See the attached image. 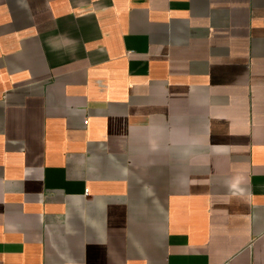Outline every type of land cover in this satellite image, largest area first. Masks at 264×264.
<instances>
[{
    "label": "crops",
    "instance_id": "0c3cea01",
    "mask_svg": "<svg viewBox=\"0 0 264 264\" xmlns=\"http://www.w3.org/2000/svg\"><path fill=\"white\" fill-rule=\"evenodd\" d=\"M0 264H264V0H0Z\"/></svg>",
    "mask_w": 264,
    "mask_h": 264
},
{
    "label": "built area",
    "instance_id": "2783aa9c",
    "mask_svg": "<svg viewBox=\"0 0 264 264\" xmlns=\"http://www.w3.org/2000/svg\"><path fill=\"white\" fill-rule=\"evenodd\" d=\"M87 192V189H85V193Z\"/></svg>",
    "mask_w": 264,
    "mask_h": 264
}]
</instances>
